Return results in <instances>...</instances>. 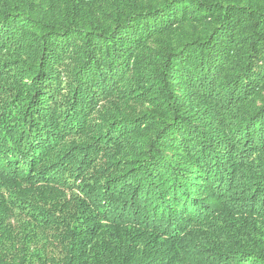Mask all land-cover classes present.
<instances>
[{
    "label": "trees",
    "instance_id": "obj_1",
    "mask_svg": "<svg viewBox=\"0 0 264 264\" xmlns=\"http://www.w3.org/2000/svg\"><path fill=\"white\" fill-rule=\"evenodd\" d=\"M0 264H264V0H0Z\"/></svg>",
    "mask_w": 264,
    "mask_h": 264
}]
</instances>
